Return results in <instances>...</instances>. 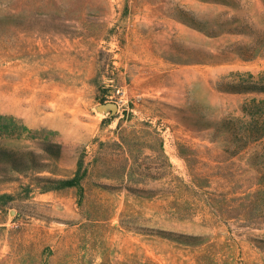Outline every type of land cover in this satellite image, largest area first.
I'll return each mask as SVG.
<instances>
[{"label":"rangeland","instance_id":"obj_1","mask_svg":"<svg viewBox=\"0 0 264 264\" xmlns=\"http://www.w3.org/2000/svg\"><path fill=\"white\" fill-rule=\"evenodd\" d=\"M236 72H264V0H0V115L38 131L0 136V264H264V140L217 129L264 98ZM82 160L107 189L58 182Z\"/></svg>","mask_w":264,"mask_h":264},{"label":"trees","instance_id":"obj_2","mask_svg":"<svg viewBox=\"0 0 264 264\" xmlns=\"http://www.w3.org/2000/svg\"><path fill=\"white\" fill-rule=\"evenodd\" d=\"M234 77L231 80L224 78L222 82L218 84V89L223 92H232L240 94H250L259 93L264 94V72L259 74H254L251 72L240 73L236 72L232 74ZM242 116L238 117H228L224 119L218 126L217 129L222 132H227L230 135V144L232 152L231 155H237L247 149L250 145L264 140V98H253L247 101L241 109ZM115 119L118 116L114 117ZM7 121L6 124L3 122ZM123 120H121L119 128L122 127ZM145 127L149 129L150 132L146 133V138H151L152 135H156L159 140V146L161 154L167 158L164 150V142L162 138V133L153 128L152 124L147 122L143 123ZM18 132H20L18 134ZM36 133L38 131L29 128L28 126L21 124V122L13 116L0 115V136L6 134L8 137H29L37 139ZM122 143L124 138H120ZM147 147H152L146 144ZM45 150L48 154L54 155L59 158L62 154V147L52 143H46L44 145ZM31 153H27L24 159L33 161L30 156ZM18 153L10 150L0 149V157H5L6 160L13 166L16 171H23L22 166H17L18 163ZM129 175V173H128ZM127 175V176H128ZM92 172L87 168H84V160L79 163V168L77 170L76 176L73 179L66 181H58L61 183H66L68 187H77L81 191H84L86 187H92L99 189H107L106 185L99 184L96 181L91 180ZM122 186L128 187L122 183ZM130 189V188H129Z\"/></svg>","mask_w":264,"mask_h":264},{"label":"bare ground","instance_id":"obj_3","mask_svg":"<svg viewBox=\"0 0 264 264\" xmlns=\"http://www.w3.org/2000/svg\"><path fill=\"white\" fill-rule=\"evenodd\" d=\"M30 101V100H29ZM31 102V101H30ZM30 102H28V103H30ZM33 102V101H32ZM37 102H39V101H37ZM47 102V101H46ZM45 102V103H46ZM57 102V101H56ZM61 102V101H60ZM62 103V102H61ZM33 104V103H32ZM31 104V105H32ZM40 104H41V101H40ZM40 104H37V105H40ZM29 106V104H27V103H24V101L23 102H18V104H15L13 107H11L10 109L11 110H13L14 112H18V113H22V112H25L26 111V106ZM58 105V104H57ZM32 107H33V105H32ZM57 107V106H56ZM58 107H61V106H59L58 105ZM34 108H36V107H34ZM40 108H42L43 109V107H41L40 106ZM52 109V108H51ZM44 110V109H43ZM43 110H41V109H38L37 111H38V113L40 114V117H38V119L36 120V121H44V122H48V124L49 125H53V124H56V123H58L55 119H53V116H51V115H47V114H45L44 113V111ZM36 111V110H35ZM50 111H52V110H50ZM53 111H55V110H53ZM61 112V111H60ZM60 112H59V114H60ZM58 113V112H57ZM45 114V115H44ZM59 117H60V115H59ZM65 119V118H64ZM63 120V119H62ZM65 121V120H64Z\"/></svg>","mask_w":264,"mask_h":264},{"label":"water","instance_id":"obj_4","mask_svg":"<svg viewBox=\"0 0 264 264\" xmlns=\"http://www.w3.org/2000/svg\"><path fill=\"white\" fill-rule=\"evenodd\" d=\"M111 106L114 108V107H116L114 104H111Z\"/></svg>","mask_w":264,"mask_h":264}]
</instances>
